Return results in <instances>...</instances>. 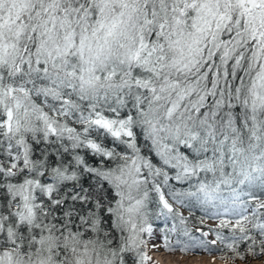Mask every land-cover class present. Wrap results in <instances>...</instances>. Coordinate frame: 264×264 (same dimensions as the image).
Returning a JSON list of instances; mask_svg holds the SVG:
<instances>
[{"label": "snow or ice", "instance_id": "obj_1", "mask_svg": "<svg viewBox=\"0 0 264 264\" xmlns=\"http://www.w3.org/2000/svg\"><path fill=\"white\" fill-rule=\"evenodd\" d=\"M160 250L264 261V0H0V264Z\"/></svg>", "mask_w": 264, "mask_h": 264}, {"label": "rangeland", "instance_id": "obj_2", "mask_svg": "<svg viewBox=\"0 0 264 264\" xmlns=\"http://www.w3.org/2000/svg\"><path fill=\"white\" fill-rule=\"evenodd\" d=\"M184 214H186V212ZM209 223L210 224H213L214 222L213 221H209ZM212 238L213 237L209 236V239H212ZM156 239H157V241H159L160 237L157 236ZM149 247H151V245H149ZM155 253L162 254V258L164 260H166V261L168 259H171V260L175 259L176 261H178V263H180L181 261H185V262L191 263L194 260H197V259H194L190 255L189 256H182L179 252H177L176 254H169V253L163 254V251L150 252L149 254L152 256L153 259H154ZM195 258H197V257H195ZM202 258H205L207 260V263L206 264H211V263H208V262H212V259H213L212 257L207 256V255L199 257V259H202ZM250 264H264V261H261V260H252V261H250Z\"/></svg>", "mask_w": 264, "mask_h": 264}, {"label": "bare ground", "instance_id": "obj_3", "mask_svg": "<svg viewBox=\"0 0 264 264\" xmlns=\"http://www.w3.org/2000/svg\"><path fill=\"white\" fill-rule=\"evenodd\" d=\"M160 251H163V250H160ZM153 260L156 261L157 264H206L207 263V260L205 258L194 260L191 263L185 262V261H181L180 263H178V261H176L175 259L173 260L168 259L166 261L162 258V254H158V253H155ZM208 263L212 264V262H208ZM215 264H221V263L216 261Z\"/></svg>", "mask_w": 264, "mask_h": 264}, {"label": "trees", "instance_id": "obj_4", "mask_svg": "<svg viewBox=\"0 0 264 264\" xmlns=\"http://www.w3.org/2000/svg\"><path fill=\"white\" fill-rule=\"evenodd\" d=\"M187 215H188V213L186 212L185 216H187ZM197 216H199V212H197ZM209 221H212V220H206V221H205V224L202 225V227L205 228V229H207V228H209V227L215 228V227H216V222L213 221L214 223H213V224H210ZM194 230H195V229H194Z\"/></svg>", "mask_w": 264, "mask_h": 264}, {"label": "water", "instance_id": "obj_5", "mask_svg": "<svg viewBox=\"0 0 264 264\" xmlns=\"http://www.w3.org/2000/svg\"><path fill=\"white\" fill-rule=\"evenodd\" d=\"M163 254H167V253L163 251ZM174 254H176V253H174ZM192 257H193V256H192ZM193 258H194V259H197V260L199 259V257H197V258L193 257ZM216 261L221 263V261H220L218 258L216 259Z\"/></svg>", "mask_w": 264, "mask_h": 264}]
</instances>
